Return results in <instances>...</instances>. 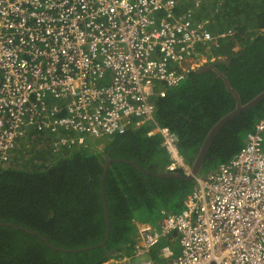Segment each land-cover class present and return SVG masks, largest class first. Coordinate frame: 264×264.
Instances as JSON below:
<instances>
[{"label": "built area", "instance_id": "1", "mask_svg": "<svg viewBox=\"0 0 264 264\" xmlns=\"http://www.w3.org/2000/svg\"><path fill=\"white\" fill-rule=\"evenodd\" d=\"M180 1L0 0V169L33 132L59 153L146 123L162 136L167 169L190 174L154 97L214 60L208 50L233 29H210L198 16L206 0L179 12ZM193 181L180 211L138 223L133 252L105 264H264V119Z\"/></svg>", "mask_w": 264, "mask_h": 264}, {"label": "trees", "instance_id": "2", "mask_svg": "<svg viewBox=\"0 0 264 264\" xmlns=\"http://www.w3.org/2000/svg\"><path fill=\"white\" fill-rule=\"evenodd\" d=\"M198 16L210 19L212 31L233 29L231 36L207 52L210 58L223 56L229 62L193 71L164 97H154L158 122L177 134L178 147L191 166L212 128L264 91V0H206ZM262 119L264 98L227 120L214 134L199 173L234 157ZM149 128L146 123L134 125L99 141L100 148L89 145L59 153L48 145L47 133L33 132L22 140V147L29 140L40 147L31 150L34 156L0 169V221L34 229L58 247L98 246L55 249L36 235L2 225L0 264H105L121 252H133L140 210L158 223L162 210L181 209L194 181L156 175L170 171L171 158L162 136H149ZM109 157L134 160L152 174L129 162L114 161L102 186ZM176 172L187 176L181 169ZM103 192L110 214L105 246L100 245L107 233Z\"/></svg>", "mask_w": 264, "mask_h": 264}, {"label": "water", "instance_id": "3", "mask_svg": "<svg viewBox=\"0 0 264 264\" xmlns=\"http://www.w3.org/2000/svg\"><path fill=\"white\" fill-rule=\"evenodd\" d=\"M229 62V59L228 58H217V59H214L210 64H207V65H203V66H200L198 68L195 69V72H201L205 69H207L209 66H215L217 63H228ZM264 98V91L261 92L256 98H254L253 100H251L249 103H247L246 105H239L236 109H234L233 111L229 112L227 115H225L213 128L212 130L210 131L207 139L205 140L203 146H202V149L200 151V154L195 162V164L192 166V172L190 174H188L187 176H184L183 174L179 173V172H172V171H167V172H164V173H158L156 175L158 176H173V177H179V178H183V179H186V180H193L194 178V175L196 173L199 172V170L201 169L202 167V162L205 158V155H206V152H207V149H208V146L214 136V134L220 129V127L227 121L229 120L230 118L234 117L235 115H237L238 113H240L241 111H244L248 108H250L251 106H253L255 103L259 102L260 100H262ZM114 161H125V162H129L135 166H137L139 169H141L142 171L146 172V173H149V174H152L150 171L142 168L140 165H138L134 160H129V159H125V158H112V157H109L104 165L105 167V170H104V173H103V176H102V186L104 184V180H105V177L107 175V172H108V169L110 168L112 162ZM103 200H104V204H105V210H106V218H107V233H106V237L105 239L102 241V243H100V245L102 246H105L108 238H109V235H110V214H109V209H108V203H107V199H106V196L103 192ZM2 225H5V226H11L13 228H16V229H21L25 232H28L32 235H36L38 236L39 238H42L50 247L52 248H55V249H61V250H67V251H81V250H87V249H90V248H94V247H97L98 245H90V246H86V247H82V248H71V249H67V248H63V247H58L56 245H54L52 242H50V240L43 234H41L40 232L34 230V229H31V228H28V227H25V226H21V225H18V224H15V223H12V222H8V221H0V226Z\"/></svg>", "mask_w": 264, "mask_h": 264}, {"label": "rangeland", "instance_id": "4", "mask_svg": "<svg viewBox=\"0 0 264 264\" xmlns=\"http://www.w3.org/2000/svg\"><path fill=\"white\" fill-rule=\"evenodd\" d=\"M47 136H44V138H46ZM28 138V137H27ZM27 138H23V141L27 140ZM48 141L47 140H43V143H47ZM96 142V138H91L89 139V143L92 144V143H95ZM37 144V141L34 142L33 141H27L25 143V146L22 147L21 146V143L19 144V146L17 147V149L15 150V152L13 153V156L11 158V161L7 164L8 165H12L14 163H18V160L22 159V158H26V157H31V156H34L32 154H35L34 149H38L40 147V145L36 146ZM51 144V140L48 142V145ZM98 147H99V143L96 144ZM92 147V146H90ZM22 148H24V150H21ZM21 150L20 153H18V150ZM33 149V151H31ZM180 210V208L178 209ZM151 215L149 212H147L146 210H140L138 213H136V225H137V228L135 230V234L133 237H136L137 235V232H138V223L140 224H143V223H147V222H153L151 221ZM155 225H158L157 223L153 222Z\"/></svg>", "mask_w": 264, "mask_h": 264}, {"label": "crops", "instance_id": "5", "mask_svg": "<svg viewBox=\"0 0 264 264\" xmlns=\"http://www.w3.org/2000/svg\"><path fill=\"white\" fill-rule=\"evenodd\" d=\"M193 4V2L191 1V0H181L180 2H179V7H178V11L179 12H181V11H184V10H186L187 8H189L191 5ZM205 19H209V18H207V17H205ZM209 26H210V19H209ZM220 57H223V56H220ZM195 71V70H194ZM193 72V71H192ZM190 76V75H189ZM189 78V77H188ZM187 78V79H188ZM186 79V80H187ZM170 89V88H169ZM99 141H101L100 139H96V142L95 143H92V144H90V146H96L97 147V143H99ZM98 148H100V147H98ZM182 209V208H181ZM180 209V210H181ZM179 210V211H180ZM163 243H171V244H173V245H175L176 247L178 246V242H176L175 241V239L173 240V241H170V240H168V238L167 239H165L164 240V242Z\"/></svg>", "mask_w": 264, "mask_h": 264}, {"label": "clouds", "instance_id": "6", "mask_svg": "<svg viewBox=\"0 0 264 264\" xmlns=\"http://www.w3.org/2000/svg\"><path fill=\"white\" fill-rule=\"evenodd\" d=\"M218 58H220V57H218ZM221 58H225V57H221ZM215 59H217V58H215ZM213 61V60H212ZM211 63V62H210ZM209 63V64H210ZM204 65H207V64H204ZM203 66V65H202ZM109 137V136H108ZM107 138V137H106ZM105 138H103V139H100L101 141H103ZM245 143V142H244ZM100 144V143H99ZM101 145V144H100ZM100 145H99V147H100ZM190 165V164H189ZM191 166V165H190ZM177 171V170H176ZM176 171H174V172H176ZM191 172H192V166H191ZM199 173V172H198ZM197 174V173H196ZM188 175V174H187ZM193 180H194V178H193ZM193 180H191V181H193ZM116 254V253H115Z\"/></svg>", "mask_w": 264, "mask_h": 264}]
</instances>
